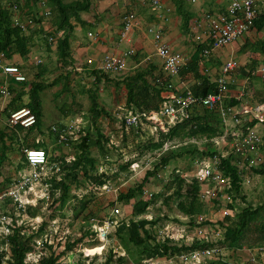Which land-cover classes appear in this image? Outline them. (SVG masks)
I'll use <instances>...</instances> for the list:
<instances>
[{"label":"trees","instance_id":"1","mask_svg":"<svg viewBox=\"0 0 264 264\" xmlns=\"http://www.w3.org/2000/svg\"><path fill=\"white\" fill-rule=\"evenodd\" d=\"M172 2L174 3L176 14L180 17V26L187 29L190 19V12L187 7L189 3L187 0H172ZM13 5H17V13H20L26 18L27 16L31 17L33 27L28 29V31L31 30V34H25L20 27L14 25L13 17L15 11L12 9ZM41 7L45 8L43 11L47 10L49 12V22L52 27V31L50 32L52 33H44L42 30L41 22L43 13L40 12ZM91 8L92 0H0V58L3 57L6 60H10L13 55H18L23 61H25L28 59L31 52L32 35L36 34L40 37L44 36V41L46 42L48 49L51 45H54L57 62L59 66L65 70L63 76L60 75V77H58V82L67 80L70 72H76L71 57V36L76 24H79L82 27L86 26V23L81 19V14L90 11ZM127 12L133 11L127 10ZM263 26L264 13L254 21L252 27L260 30ZM59 33L62 34L59 35ZM49 38H53L55 41L50 42ZM210 47V42H208V44H198L190 60L188 61L187 59L184 67L179 72V75H181L182 78H185L186 74H192L195 79H200L199 83H194L190 86L191 92L194 95L206 96L218 91L217 82L204 78L200 73L201 70L199 71V65L205 57L203 55V50ZM137 55L138 54L135 52V54L127 57L126 60ZM156 70V65H154L152 61H148L146 64L139 65L132 73L122 77L120 82H115L116 88L122 86L125 97L124 106L120 109L119 113L123 132L131 130L136 136L141 134V124L135 128L126 127L125 119L122 118V116L128 111L146 112L148 114L158 112L165 101L164 95L167 92L178 91V88L176 89L171 81L174 77L165 75L162 66L160 71H158L157 74H154ZM21 72L23 73L22 70ZM86 72H88V75L90 76L89 79L93 85L100 86L102 80H105L106 82L111 80V78L108 77L111 74L94 67L88 69V71L86 70ZM42 74L43 70H39L37 78H41ZM24 75L26 76V74ZM168 83H171L173 86L170 90L167 89ZM46 86L47 84L38 79L23 83H16L13 82V80L11 83L9 82L10 100L6 105L7 107L3 109V112H5L8 117L11 111L25 106L35 115L36 124L29 129H25L20 125L13 129L4 127V129L7 128L8 131L11 130V132H6L3 129L0 130V165L4 162V159L6 158L5 155L10 146L13 145L12 141H14V139L17 142L19 141L22 146L20 162H18L15 172L27 167L23 153L24 148H40L43 146V143L39 140L38 142L34 141L31 144H28L27 140L32 132L31 130L39 124L41 115L40 93ZM95 91L99 90L92 88L86 89L90 98V106L88 109L90 117L87 124L88 126L93 127L96 136L90 137L88 133L80 135V133H82L81 128L78 132L80 137L78 141H74V139L70 137L66 142H62L66 144H74L76 148L73 156L74 158L67 162L64 155H54L50 157L49 160L58 162L60 167V178L57 179L55 174L44 181L48 184V192L53 198L51 203L52 208L55 209L56 206L61 207L60 205H62L68 197L70 198V196H73V199L76 201V205H73L72 207L74 217L82 218L87 225V229L82 231L80 237L74 238L72 241H65L64 247L60 252H55L57 248L54 247L53 244L42 242V247L40 250L38 249L40 256L35 264H60L59 261H61V257L64 256L67 251L72 250L73 247L80 244L81 240L86 236L89 238L87 240L90 244L93 245L94 242H97L96 231H92V218L94 213L88 211L85 214L90 198L92 199L93 196L84 195L83 199L79 200L77 196L70 194L71 186L76 185L77 187H80L82 181L88 183V181L93 180V184L99 185V188L101 187V183L102 185L106 183L101 180L102 175H96L98 172L97 160L93 157L92 152L97 150L104 158L108 156L109 147L107 145L110 141V137L103 133L100 119L104 117L111 120L113 119L110 117V114L106 109L99 106L98 95ZM25 95L28 96L27 102H23V97ZM232 104L233 102H224V105ZM64 111H67V108H65ZM64 111L63 113H65ZM242 123V128L246 129L253 126L254 119L245 120ZM149 124H152V122L149 121ZM54 128L55 130L50 129V132L56 139H58L59 133L63 130L64 125L56 124ZM224 129V124L217 111V107L214 109H208L201 105H193L187 118L169 126L167 131L160 130L161 138L159 139L158 144L162 145L167 141H178L181 144L176 148L170 149L168 154L162 155L158 163L153 166L152 170L145 173L140 182L135 183L133 187H129L126 191L120 192L117 196V201L121 204H129L134 200L133 203L131 202L132 211H135V214L137 215L144 213L150 199L143 200L142 194L144 185L149 181V178L156 176L159 169H163L173 159L199 155L200 159L218 158L220 172L230 180L228 193L231 195L234 202L239 199L242 203H245V206L241 207L238 213L232 215L233 217L229 215L221 220L215 221L214 223L216 224L217 231H221L222 229L221 237L216 241H204L202 244L195 242L191 245H177L170 239L156 241V236L152 231L155 222L146 220L136 221L132 219L128 223L122 222L116 227L114 234L125 248L126 244L140 248L138 254L139 257H137L135 261H139L141 257L163 258L168 253L177 254L183 251L196 248H206L214 245L225 250H236L243 246L252 249L253 247L264 244V202L263 204L254 207L247 202L246 195H244L242 191L243 178L246 174H249L251 170L252 173L260 175L264 180V163H261L256 168H249L246 164L241 165L239 163L240 160L237 156H234L233 152L223 156L222 152L217 151L215 148L204 150L200 149L196 143L189 142L191 139L202 140L203 137L209 138L211 136H220L223 134ZM20 133H23L21 141L18 140ZM7 140H9L8 144ZM184 140H187L188 142L183 143ZM140 146L141 145L139 144L138 148L141 150ZM152 146L153 145L149 143L144 145L143 148H150ZM261 150L264 153V143ZM126 165L127 164L123 167H126ZM11 179L12 178L10 177H6L4 181H0V192L10 187L13 182ZM172 183L175 186L173 194L179 198L176 208L184 215L190 217V226H197L200 228H204L206 225L210 226V223L213 221L208 219L201 222L199 226L195 222L194 217L203 212L204 204L203 201L199 199L201 187L198 181L194 179L186 181L179 175H176L171 181V184ZM56 192H59L57 196H55ZM170 198L171 197H168L166 200ZM111 204L114 205L113 203ZM228 207L233 209V205H229ZM26 208L29 212L32 211V214H34V211L36 210L29 205L26 206ZM0 211H3L10 216L14 215L16 210L11 206V200L9 197L5 199L3 204H0ZM23 213L24 212H21L20 215ZM44 223L45 222L43 221L36 231H33L31 228H26L25 224L17 225L16 223H13L11 232L3 238L6 247L0 249V264H26L25 258L27 254L33 253L36 250L35 240L33 238L43 232ZM84 258L77 260L76 264H84L86 260ZM125 261L126 254L121 256L115 253L113 254V251H109L108 255L105 256L104 261L99 264H124ZM211 264L225 263L211 261Z\"/></svg>","mask_w":264,"mask_h":264},{"label":"rangeland","instance_id":"2","mask_svg":"<svg viewBox=\"0 0 264 264\" xmlns=\"http://www.w3.org/2000/svg\"><path fill=\"white\" fill-rule=\"evenodd\" d=\"M227 1L228 0H222V5H224ZM198 2L199 3H197V6L194 8L195 13L196 15H200L202 13V20L206 23L205 13L213 11L212 9H214L213 7L216 5L217 1L198 0ZM189 5L193 7L196 4L189 3L187 7L190 10ZM197 8H200V10H197ZM43 9L44 7H41L40 12L44 13ZM142 13L146 14L147 12L144 10ZM43 17L45 21H50L49 16L46 17L43 15ZM26 19H31V17L27 16ZM81 29V34L86 37L85 33L87 31V27L84 26L81 27ZM44 39V36L39 37L36 34L33 35L31 44L33 48L31 47L32 49L30 52L31 58L40 57L42 64H38L36 66L34 63H26L27 67L24 68L27 73V81L38 79L47 84L45 89L40 93L41 115L39 124L31 130L32 132L27 140L28 144H31L34 141V138H38L43 143V149H52V155H55V152L59 153L60 151H63L66 154L62 155H70V157L74 156L76 151L74 144L58 142L57 139H55V136L51 134L50 129L55 124H63L64 126L72 125L74 127L78 126L80 129L82 128V133H80V135L88 133L90 137H95V130L92 126H88L87 124L90 117L88 110L90 106V98L86 89L92 88L99 90L95 91L98 95V104L100 107L102 106L108 111L113 120L106 117L100 119V125L103 133L109 135L110 137V141L107 145L109 147L108 156L104 158L97 150H94L92 155L97 160L98 172L96 175H102L101 180L104 181V183L106 182L105 184L108 186L107 188H104V184L102 185L101 183V189L98 190L99 185L93 184V180L88 181V183L82 181L80 187H77L76 185L71 186L70 194L77 196L79 200L83 199L84 195L93 196L92 199L90 198V202L85 210V214L88 211L94 213L92 223H96V221H104L109 217L111 210L118 206L123 214V218L121 220L122 222L128 223L131 219L136 221L146 220L155 222L152 231L156 236V241L159 240L162 231L165 236L168 235L170 238L178 240L176 241L178 244H189L194 242V234H197V229L190 227L188 221L190 217L184 215L176 208L179 198L173 194L175 186L173 183L171 184V181L176 176L174 174V170L178 169L182 171H190L191 169H194V166L198 162L200 163V161L202 162L208 159H200L199 155H193L194 157L185 156L173 159L163 169H159L156 176L149 178V181L144 185L142 199L150 200L148 201L146 210L142 214L137 215L135 214V211H132L131 202L133 203L134 200H132L129 204H121L118 202L117 196L120 192L126 191L129 187H133L135 183L140 182L145 173L152 170L153 166L158 163L162 155L168 154L170 149L176 148V146H179L181 143L178 141H167L162 145L158 144V141L161 138L160 130H167V123L165 122L164 117L155 118L152 124H141V134H137L139 136H136V134L131 130L123 132L119 119L120 110L117 108L118 102L121 100L118 96L121 92V87L117 88L118 92L116 94V102L114 103L109 89L107 90V87H105L104 89L102 88L103 91H101V85H93L89 79L90 76L86 71H72L70 72L67 80L58 82V77H60V75L63 76L65 70L59 66L57 59L53 55H49L46 52V42ZM36 45L42 49H38ZM94 66L95 64H93V67ZM39 70H43L41 78H37ZM9 100L10 96L6 98V103H4L3 106L1 105L0 100V107H6ZM27 100L28 96L25 95L23 97V102H27ZM65 108H67V111H64ZM63 111L65 113H63ZM7 118L8 117L5 112H0V130L3 129L6 132H11V130L8 131L7 128L4 129V127H8ZM161 127H163V129ZM19 136L22 138L23 133H20ZM76 137L77 138L74 141L79 140V134H76ZM12 142L13 145L8 149L5 155L6 158L0 165V181H4L6 177H10L12 179H14V177H18L15 169L17 168L18 162H20L22 146L21 143L19 141H15V139ZM186 142L188 141L184 140L183 143ZM7 143H9V140H7ZM149 143L156 146L143 148L144 145ZM139 144L141 145V150L138 148ZM196 145L200 149L204 150L215 148L217 151H221L224 156L227 153L232 152L230 148L225 149L222 145H214L210 142L199 141ZM70 157H68L67 160L71 161L70 159L72 158ZM238 159L240 160L239 163L241 165L244 164L242 158L238 157ZM125 164H127L126 167H123ZM52 173H54V171L51 173L49 172L48 174L50 175ZM59 173L60 172L56 173L57 179L60 178ZM46 187L47 186L43 185V183L37 184L32 186L30 193L26 194L30 197L28 198V205L36 209L34 214H32V211L29 212L26 208L22 215H20V213H15L17 210L13 215L15 222L17 221L16 223L20 225L25 224L26 228H31L33 231H36L43 221L45 222L43 225V232L33 238L35 240L37 251L35 250V252L27 254L25 258L26 264H35L37 262L40 256L38 249L40 250L42 247V242L53 244L54 247L57 248L55 252H60L64 247L65 241H72L74 238L80 237L82 231L87 229V225L82 218L74 217L72 207L73 205H76V201L73 199V196H70V198L68 197L64 203L60 205L61 207L56 206V208L53 209L51 205L53 198L48 192L49 187L47 190ZM242 191L243 194L246 195L247 202L252 204L254 207L259 204H263L264 180L260 175L252 173V170L248 176L245 175V178H243ZM58 193L59 192H56L55 196H57ZM221 194L222 197L216 201L214 200L213 208H211V213L213 215L210 218L212 219L213 224L210 223V226L206 225V227H204L207 237L213 240L218 238L216 232L217 228L214 222L223 219V210L225 208L228 209L229 205H233V211L230 210L231 215L233 213H238L239 209L245 206V203H242L239 199L234 202L231 195L228 193V189H226V191H221ZM168 197L171 198L166 200ZM225 197H228V199ZM203 203L204 210L206 206L205 202ZM200 214H204L205 219H208L206 217V213L202 212ZM19 220H22V222ZM116 227H118V225ZM116 227L110 230L109 237L103 241L98 239L97 242H94L95 245L88 242L87 239L89 238L87 236L84 237L80 244L73 247L72 250L67 251L64 256L61 257V261H59V263L76 264L77 260L88 256L84 258L86 259L84 264H99L104 261V258L108 255L109 251H113V254L115 253L121 256L126 254V261L124 264L135 261L136 258L139 257L138 254L140 252V248L129 244H126L125 248L114 234ZM4 237L5 236H2V230H0V249L6 247V244L3 242ZM259 246L260 245L250 249L249 252L251 255L254 254L258 257L261 255L258 253V251H260ZM219 248L221 249V254L223 252V259H225L222 262L235 264V262L228 259L229 251L227 250L226 252L225 249H222L221 247ZM143 258L145 257H141V259ZM220 258H222V256ZM211 260L216 261L214 258H210L207 261Z\"/></svg>","mask_w":264,"mask_h":264},{"label":"built area","instance_id":"3","mask_svg":"<svg viewBox=\"0 0 264 264\" xmlns=\"http://www.w3.org/2000/svg\"><path fill=\"white\" fill-rule=\"evenodd\" d=\"M187 1L190 3L196 2V0ZM149 6L151 7L154 18L158 22L165 19L163 0H149ZM12 9L15 11L13 17L14 25L20 27L23 32H28V29L33 26L32 20L26 19L25 16L17 13V5H13ZM263 13L264 0H229L224 11L220 13L206 12V39L211 43V47L205 48L203 50V55L209 56L212 49L223 47L244 35L252 28L254 21ZM43 15L48 16L49 12L44 10ZM137 26L138 20L136 14L134 12H124L121 15V31L119 34L120 41L125 43L129 42L130 33L133 28ZM145 31L147 34L152 35L155 53L161 61V66L165 75L170 77L179 76L180 70L184 67L187 61L186 56L179 51L172 50L169 45L163 41V31L161 29H155L152 25H148L146 26ZM61 34L62 33H59V35ZM88 35L91 36L92 34L88 33ZM49 41L54 42L55 39L49 38ZM133 54H135V50L133 48H129L119 54H106L100 61L98 69L108 74H121L126 70V58ZM31 59L36 64L40 63V60L37 57ZM5 60L6 59L3 57L0 58V73L5 75V77H9V79L11 81L13 80V82H26L27 78L21 72L19 66L7 63ZM146 61L147 59L145 62ZM87 63L91 64L92 61L88 60ZM236 70L237 64L234 60L229 59L223 63L220 76L216 79L218 85V91L216 93L208 94L206 96L194 95L191 92L190 87L186 84H181V90L178 88V91L167 92L164 95L165 101L163 102L160 111L149 114L146 112L128 111L122 116V118L125 119L126 127L135 128L140 124L146 122L149 123V121L153 123V120L157 117H164L168 129L169 126L187 118L193 105H201L207 107L208 109H214L217 107V111L219 112L223 123H225L226 119L231 116L233 107L224 105V100L229 85L234 82ZM172 88V84L168 83L167 89L170 90ZM0 94L3 96L10 95L9 82L6 81V78L0 85ZM262 109V107H258L256 109V117L258 119H264L262 113H259ZM242 122L243 121L240 119L234 117V126L236 127L234 131H230L225 128L223 134L220 136H211L209 138L203 137L202 140L191 139L189 142L199 143V141H204L210 142L214 145H224L223 147L228 146L232 152L234 150V154L237 157L242 158V161L244 159H248L247 157L249 155H252V159L248 160L247 166L249 168H256L264 162L262 157L258 155L257 150L263 145L264 139L263 136L256 130L251 128H242ZM35 124V115L25 106L11 111L7 119V126L11 129L17 127L18 125L25 129H29ZM161 128L163 129V127ZM51 129L55 130L54 126H52ZM79 131L80 127L78 126H64L63 130L59 133L57 141L66 142L70 137L75 140L77 138L76 134H78ZM18 140L21 141V137H19ZM23 153L27 167L20 169L17 172L18 177H14L10 187L0 192V204H3L5 199L9 197L11 200V206L17 210L15 213L25 211L26 206L29 204L28 198H30L26 194L30 193L32 186L43 183V185L47 186V190L48 184L44 181L60 171L58 162L50 161L47 153L41 148H24ZM71 158L73 159V157ZM206 159L208 160H204L202 162L200 161V163L198 162L194 166V169H191L190 171L176 169L174 170V174L179 175L186 181H191L192 179L197 180L201 187L199 199L205 202V206L208 207L207 203L220 199L222 197L221 191L229 189L230 180L228 177L223 176L222 172H220L217 157ZM66 161L69 162L67 159ZM52 171H54V173L49 175L48 173H51ZM107 186V184L103 185L104 188H107ZM98 189L100 190L101 187ZM225 198L228 199V197ZM230 213V210L227 208L223 210L224 217L229 216ZM122 218L123 214L121 209L117 206L111 210L109 217L104 221H96V223H93L92 231H96V238L98 237L97 240L99 239L103 241L109 237L110 230L119 225V223L121 224ZM204 220V214H199L195 218V222L198 226ZM19 221L22 222V220ZM16 222L14 220V216H10L5 214L3 211H0V230H2V236L8 235L11 232L13 223ZM16 224L20 225L18 223ZM193 228L197 229V234H194L195 241L186 245H191L195 242L202 244L204 241H216L222 234V231H217L218 238L213 240L207 237L204 228L197 226H193ZM166 239H170L177 245L185 244H178L176 242L178 240L170 238L168 235L165 236L161 231V236L157 241H165ZM259 249L260 251H258V253L264 255V244L260 245ZM220 252L221 249L214 245L206 248H196L193 250L183 251L177 254L168 253L163 258H143L140 261H132L128 264H205L208 259L219 256Z\"/></svg>","mask_w":264,"mask_h":264},{"label":"crops","instance_id":"4","mask_svg":"<svg viewBox=\"0 0 264 264\" xmlns=\"http://www.w3.org/2000/svg\"><path fill=\"white\" fill-rule=\"evenodd\" d=\"M216 1V5L213 7L214 9H212L213 11L210 12L220 13L224 11L229 2L228 0L224 5H222V0ZM187 2L190 3L189 1ZM197 3H199L198 0H196L195 3H190L196 5L193 7L189 5V24L188 28L184 29L180 26V17L175 12V6L172 0H163L165 19L161 22H158L154 18L151 7L149 6V0H92L91 10L81 14V19L86 23L87 27V31L85 33L86 37L81 34L82 26L79 24H76L71 36L70 48L73 66L75 68L74 70L77 72L88 71V69H92L90 67H93V64H95L94 68L98 69L100 61L106 54H119L129 48H133L138 55L132 56L126 60V70L121 74L107 75L111 78L108 82L105 80L101 81V91L107 87V90L109 89L111 97L115 103L116 94L118 92L115 86L116 81L120 82L122 77L132 73L139 65L146 64L148 61H152V63L156 65L157 70L154 74H157L158 71H160L161 61L155 53L152 36L147 34L145 31L146 26L152 25L155 29H161L163 31V41H165L172 50L181 52L184 56H186L188 61L198 44H208L209 41L206 39L207 28L206 23L202 20V13L200 15H196L194 10ZM198 9L200 10V8H197V10ZM127 10H131L136 13L138 26L133 28L130 33V41L125 43L120 41L119 34L121 31V15L124 12H127ZM144 10H146V14L142 13ZM41 27L44 33L52 30L50 22L45 21L44 17H42ZM30 31L31 30L24 33L28 35ZM263 32L264 26L260 30L252 27L248 32L231 43L220 48L212 49L209 56H205L199 65L201 75L204 78H208L210 81L215 82L220 76L221 67L224 62L232 59L237 64L234 82L229 85L224 101L226 103L233 102L232 105H227L233 107L231 116L226 119L225 123H223L224 128L230 131H234L236 128L234 126V117L240 119L241 121L254 119L253 126L249 128L256 130L264 136V119H258L256 117V109L258 107L263 108L259 111V113H262L264 116ZM88 33H91L92 35L89 36ZM36 47L38 46L36 45ZM38 49L42 48L38 47ZM45 50L49 55H53L57 59L54 52V45H51L49 49L46 46ZM37 58L40 60V63L38 64H42L41 58ZM30 59V55L25 61H23L18 55H13L10 60H5V62L19 65L20 69L27 76L26 70L24 69L27 67L26 63H34L32 59ZM146 59L148 61L145 62ZM88 60H91L92 63L87 64ZM34 64L36 66L38 65L36 63ZM5 78L6 81L10 83L12 82L9 77H5V75L0 73V85L4 82ZM199 80L200 79H195L192 74H186L185 78H182V76L179 75L171 79L175 88H179L180 90L182 89L181 84H186L190 87L194 83H199ZM120 91L121 92L118 96L121 100H119L117 106L119 110L122 109V106H124L125 103L122 86ZM7 97L9 96H0L2 106L6 103L5 100ZM2 106L0 107V112H2L5 108H2ZM53 126L55 127L56 124ZM33 140L38 142L39 139L34 138ZM261 147L262 146L257 149L258 155L261 156L264 161V153L262 152ZM40 148L43 149L42 147ZM224 148L227 149L229 147L225 146ZM43 150L47 153L49 158L54 156L52 155V149L46 148ZM57 153L58 152H55L56 156L66 154L63 151H60L58 154ZM68 157H70V155H64L65 160ZM247 158L248 159L243 160V163L246 165H248V160L252 159V155H249ZM246 176H248V174H246ZM213 204L214 202L207 203L208 207L206 206L203 210V212L206 213V217L210 221H212L210 217L213 215L211 213ZM228 209L232 210L230 208ZM231 215H234V213ZM225 251L227 252V250ZM228 251V259L235 262V264H264V255H259V257L254 254L251 255L249 252L250 248L247 246ZM221 256L222 258H220ZM214 259H216V261L214 260L215 262L223 263L222 261L225 260L223 259V252L222 254L220 252V255ZM211 261H206L205 264H211Z\"/></svg>","mask_w":264,"mask_h":264}]
</instances>
